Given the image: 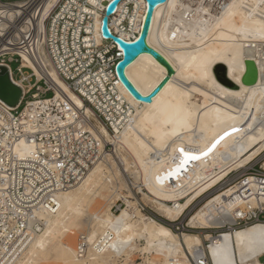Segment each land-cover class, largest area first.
<instances>
[{
	"label": "bare ground",
	"instance_id": "1",
	"mask_svg": "<svg viewBox=\"0 0 264 264\" xmlns=\"http://www.w3.org/2000/svg\"><path fill=\"white\" fill-rule=\"evenodd\" d=\"M56 1L32 0L27 10L16 6L6 13L29 11L43 19ZM227 2L167 0L154 10L147 42L170 62L175 75L150 104L134 101L122 86L114 91L122 113L121 122L116 125L114 117L109 118L115 138L108 130L101 129L105 141L114 145L116 157L112 155L108 161L96 163L75 186L42 199L32 207L31 213L22 210L24 220L29 222L23 232L26 237L19 246H13L10 257L1 260V264H39L53 255L61 264H93L97 259H106L107 256L101 254L103 244L96 225L111 223V214L97 216L90 212V206L95 199L113 198L115 191L109 184L117 175H122V170L133 175V181L144 183L152 196L143 194L145 199L172 223L207 191L226 182L224 186L228 187H217L189 219L191 228L225 229L218 237H204L209 241L207 248H203V238L198 235L174 234L171 228L145 218L139 211L126 218L128 226H133V233L121 237L130 236L129 240L143 237L146 244L143 251H154L162 256V264L177 259L181 264H191L189 256L196 255L201 247L210 264H262L256 247L264 244V228L251 227L264 225L229 230L226 226L233 224L230 217L237 207L231 199L234 188L230 187L228 175L262 159L264 153V0H231L223 9ZM139 5L135 4L134 12H138ZM143 8L140 21L145 5ZM196 9L203 18L196 19ZM213 19L212 25H208L207 20ZM121 20L117 21L118 25ZM194 22L198 26H191ZM140 28L138 24L133 37L128 34L121 37L132 42ZM246 61H252L258 72L257 81L251 86L241 82ZM217 64L225 66L236 88L218 82L213 72ZM165 74V69L147 55L140 56L126 69L127 77L142 95L149 94ZM52 83L60 88L55 102L67 118L54 119L57 125L63 126L72 122L78 110L85 108L80 98L54 75ZM86 114H90L87 108ZM14 151L21 158L38 161L34 147L16 146ZM166 170L181 179L173 177L174 182L185 184L177 198L161 187ZM146 176L154 182H145ZM182 199L184 201L180 202ZM164 201H171L172 205ZM112 206L113 211H118L120 199ZM126 208L128 211L130 207ZM36 222H40V226ZM32 224H36L37 232L32 230ZM80 224L86 226V231L78 235L73 250L62 239ZM19 233L17 229L16 234ZM79 241H83L85 250L80 251Z\"/></svg>",
	"mask_w": 264,
	"mask_h": 264
},
{
	"label": "built area",
	"instance_id": "2",
	"mask_svg": "<svg viewBox=\"0 0 264 264\" xmlns=\"http://www.w3.org/2000/svg\"><path fill=\"white\" fill-rule=\"evenodd\" d=\"M31 1L0 0V66L8 69L12 82L22 90L16 107L9 108L0 101V264L26 237L23 232L29 222L24 220L22 210L31 213L42 199L75 186L96 163L116 157L114 145L105 141L101 128L115 138L109 118L114 117L118 125L122 115L114 94L122 86L115 71L122 50L102 33V19L113 0H57L43 19L29 11L6 13L16 6L27 10ZM144 5L146 13L145 0H121L108 17L109 33L131 42L121 34L133 37L138 24L142 28ZM12 64L17 65L15 70ZM53 75L80 98L85 108L63 126L54 119L67 118L55 102L60 88L53 85ZM86 108L90 114H86ZM16 146L34 147L38 161L17 156ZM230 187L234 188L231 199L237 207L230 217L233 224L226 230L264 225L262 164L250 162ZM36 224L40 226V222ZM36 224L31 226L35 232ZM173 226L180 234L203 238V248L209 245L206 235L218 237L225 230L193 231L180 223ZM17 229L21 233L16 234ZM78 246L80 251L85 250L83 241ZM189 257L191 264H210L202 247ZM262 257L264 254L258 259Z\"/></svg>",
	"mask_w": 264,
	"mask_h": 264
},
{
	"label": "rangeland",
	"instance_id": "3",
	"mask_svg": "<svg viewBox=\"0 0 264 264\" xmlns=\"http://www.w3.org/2000/svg\"><path fill=\"white\" fill-rule=\"evenodd\" d=\"M5 1V0H2ZM14 1H25V0H14ZM227 2L225 7L223 9H226L227 6H229L230 1ZM199 9V6L197 7ZM198 9H196V19L198 17H201L198 14ZM222 9V11H223ZM221 11V12H222ZM221 12L219 16L221 15ZM216 20V19H215ZM214 22V19L211 21L207 20L208 25H212ZM197 25V23L194 22L191 26ZM16 64H12L11 68L15 70ZM51 94H48L47 96H50ZM262 154V153H261ZM260 154V155H261ZM259 155V156H260ZM262 159H264V153L262 154ZM260 157V158H261ZM257 158V157H256ZM255 159V158H254ZM259 159V158H258ZM262 159L258 160L259 164H262ZM253 160V159H252ZM112 161L119 163V160H116L115 158H112ZM257 160H254L255 162ZM111 163V162H110ZM120 166V164H118ZM238 172V171H237ZM231 172L228 175V181H230V185L233 183L234 176L239 174V172ZM236 173V174H235ZM122 175H117L115 179L111 180V183L109 184V187L113 191H115V194L112 199L109 200H100L95 199L91 206H90V212L96 214L97 216H104L105 213L109 212L111 214L110 222L108 225L104 223H98L96 225V229L98 231V238L101 241L102 250L101 254L104 256H107L106 259L100 260L97 259L93 264H162L164 262V259L162 256L157 255L154 251H143L145 247V239L140 236L142 239H137V236L133 237L131 240H129V237L122 236L123 234H129L133 233L132 227L128 226L126 218L132 217L135 213V211H139L142 215L145 216V218H152L154 221L167 226L171 228V230L174 232V234H178L180 230H174V224H182V226L186 227V229H189L193 226H189V219L191 215L198 210L202 206L203 203L216 191L217 187H228L224 186L227 185L228 182L224 184H219L217 187L211 189V191H207V193H204V195L200 196L196 200H194L191 205L180 215L177 222L172 223L169 222L165 217L163 213L158 212L152 205L149 203L148 199H145V196L143 194H146L147 196L151 197V195L148 194L146 188L143 186V182L133 181V175H131L128 172L121 171ZM233 174V175H232ZM173 177H176L178 180L181 181V179L172 171L166 170L163 173V180L161 182V187L164 189L168 194H170L173 197H176L181 194V190L184 183L177 184L174 182ZM225 180V179H224ZM145 182L153 183L154 180L150 178L149 176H146ZM228 189V188H226ZM120 199V209L118 211H113V204L116 200ZM184 199H182L180 202H183ZM133 206H132V205ZM164 204L171 206V201H164ZM126 207H130L127 208ZM119 224V226H118ZM194 227L192 230L195 231ZM263 229V226H257V227H251V229ZM181 229V228H180ZM204 229V228H203ZM86 231V226L84 224H80L76 229L71 230L70 233L66 234L65 237H63L62 242L65 245L70 246L73 250L76 247V243L78 242L77 238L78 235ZM195 235V234H194ZM126 238V239H125ZM144 239V240H143ZM137 247L138 250H134L133 248ZM256 252L261 256L264 254V244L263 246H257ZM55 259H53V258ZM49 256L50 259L45 262H40L39 264H61L60 260L56 258L55 255ZM57 259V261H56ZM147 260V261H146ZM149 261V262H148ZM173 261V263H172ZM170 264H181V261L179 259L172 260ZM261 263H264V258H260L259 260ZM100 262V263H99ZM175 262V263H174ZM211 263V262H210ZM63 264V263H62Z\"/></svg>",
	"mask_w": 264,
	"mask_h": 264
},
{
	"label": "water",
	"instance_id": "4",
	"mask_svg": "<svg viewBox=\"0 0 264 264\" xmlns=\"http://www.w3.org/2000/svg\"><path fill=\"white\" fill-rule=\"evenodd\" d=\"M121 0H113L106 9L105 16L102 19V33L107 39H111L122 50V58L117 62L115 71L119 82L131 98L142 104H150L152 100L160 93L164 86L175 75V70L170 62L155 48L151 47L147 38L150 32L153 13L156 7L163 4L165 0H145L147 3V10L145 13L144 22L138 37L132 42H125L119 37L112 36L108 30V17L114 11L116 5ZM147 55L152 58L158 65L165 69L164 78L158 83V85L147 95H142L134 84L129 80L126 75V69L133 64L140 56ZM214 75L218 82L222 85L236 88L227 75V71L224 65L217 64L213 69ZM258 72L252 61H246L245 74L242 77V84L246 86L254 85L257 81ZM22 97L21 88L12 82L10 79L9 71L6 67L0 66V101L7 107H16Z\"/></svg>",
	"mask_w": 264,
	"mask_h": 264
}]
</instances>
